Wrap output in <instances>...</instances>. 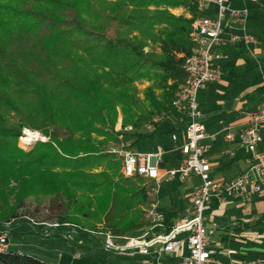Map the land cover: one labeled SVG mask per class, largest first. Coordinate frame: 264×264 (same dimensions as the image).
<instances>
[{
	"label": "trees",
	"instance_id": "trees-1",
	"mask_svg": "<svg viewBox=\"0 0 264 264\" xmlns=\"http://www.w3.org/2000/svg\"><path fill=\"white\" fill-rule=\"evenodd\" d=\"M197 15L192 0H0V227L73 242L138 231L153 181L126 176L110 143L160 137L143 128L174 110L193 49L180 26ZM24 128L49 139L26 151ZM30 198L62 200L56 226L20 213ZM0 264L50 263L7 248Z\"/></svg>",
	"mask_w": 264,
	"mask_h": 264
},
{
	"label": "built area",
	"instance_id": "built-area-1",
	"mask_svg": "<svg viewBox=\"0 0 264 264\" xmlns=\"http://www.w3.org/2000/svg\"><path fill=\"white\" fill-rule=\"evenodd\" d=\"M194 2L199 14L190 27L193 49L182 65L186 74L185 81L172 99L174 110L187 117L183 140L178 143L179 135H173L175 149L184 156L181 164L161 173L165 151L134 150L126 143L110 147V152L122 159V171L126 176L140 175L154 182L148 188L144 215L150 228L140 236L128 239L126 244H117L109 235L105 247L117 253L131 250L145 255L148 264H174L170 263V258L178 257L184 247L188 254L179 264H221L216 256L218 251L210 240L215 227L208 232L205 225V215L210 209L212 198L249 200L264 191V100L258 107L240 113L243 122L238 131H234L232 126L224 129L225 141L237 143L245 149L250 155V165L246 171L223 183L213 179L210 174L208 153L217 134L208 131L199 101L200 92L219 81L222 76L220 63L229 59L224 49L226 45L242 44L247 48L258 45L257 37L249 33L247 28L251 9L247 6L236 7L231 0ZM211 6L216 7V16L207 11ZM226 27L240 29L226 35ZM125 130L131 131L133 127L127 126ZM228 152L234 154L231 149ZM192 176H198L202 184L194 191L185 218L169 231L165 228V219L155 196L163 183L174 179L184 182ZM157 227L165 230L156 231ZM9 244L10 234L4 229L0 231V251H5ZM259 263H264V260ZM234 264L251 262L241 260Z\"/></svg>",
	"mask_w": 264,
	"mask_h": 264
},
{
	"label": "crops",
	"instance_id": "crops-1",
	"mask_svg": "<svg viewBox=\"0 0 264 264\" xmlns=\"http://www.w3.org/2000/svg\"><path fill=\"white\" fill-rule=\"evenodd\" d=\"M231 2L236 7L247 6L251 9L247 25L249 33L256 36L254 33L256 29L264 33V0H231ZM207 11L213 16H216V7L211 6L207 8ZM173 12L177 15H185L188 18L191 17V13L183 7L173 9ZM180 28L184 31L186 30V26H180ZM239 29V27H226L225 34L229 35L232 32L239 31ZM259 45L260 43L250 48L242 44L226 45L224 49L229 54V59L220 63L222 71L220 80L210 85L207 89L202 90L199 94L200 108L204 113L208 131L217 134V138L213 141L212 148L208 153V159L211 163L210 174L213 179L222 183L240 175L246 171L250 165V155H248L245 149L239 147L237 143L225 141L224 129L225 127L232 126L234 131H238L243 122V119L240 118V113L254 109L262 102L260 101L254 104L253 107L252 104H250L253 99L264 97V82H259L263 81L261 79L262 77H260L261 74L258 72L257 67L253 65V62L257 60L258 57L262 61L264 60V47H259ZM243 66H245L246 74L240 77L237 73L236 76H234ZM253 79L256 80V84L252 82ZM174 111L175 113L172 117L156 118L150 124L151 131L155 132L160 137L147 140H150L151 143L158 141L156 146L149 147L147 150L141 148L144 151H165L161 164V173H164L172 167L179 166L184 158L180 151L175 149L173 135H179L178 143L183 140V131L187 124V117L176 110ZM163 123H165V127ZM159 124L162 125L161 130H159V127L157 129L155 127ZM168 132L169 134L165 135V137L161 136ZM124 137L127 136L122 137L121 143L126 142ZM127 143L128 142H126V144ZM229 149L234 151L233 155L228 152ZM165 155L170 156L166 158ZM175 180L179 179L170 181L174 183L171 189L166 193H168L167 195L170 201L173 200L174 202L175 200L176 204H181L180 206L183 209L185 205L183 198L186 193L180 187L185 181ZM170 182L161 185L158 192L159 199L157 200L159 202L160 212L165 219L166 229H168L170 225H177L180 223L179 221L184 219L187 215L186 213L182 218L177 219L178 214H175L173 218L172 216L175 212L165 211L164 208H161L162 201L160 195L162 188ZM180 200H182V202ZM190 206L191 204L187 206V212ZM210 213L212 216H209L208 221L212 228L215 227L212 235H216L217 238V240L212 241V238H210V240L218 251L216 256L221 264H234L241 260L249 261L251 264H264L259 263L264 260V191L260 195L254 196L249 200L229 197L219 199L214 197L211 200L210 209L206 214ZM144 221H147L145 217L143 218V222ZM146 224L150 225L148 221ZM149 228L150 227H148V229ZM165 228L157 227L155 230L163 232ZM31 230L30 228L24 229L22 233ZM145 231L146 230L143 228L142 233ZM19 245V247L13 249L12 247H15L14 243L9 246L8 250L34 255L50 264H63L65 255L60 251L33 244L22 243ZM73 257L75 258V256ZM171 258L174 259L175 257ZM181 261L182 258L174 262V264H179Z\"/></svg>",
	"mask_w": 264,
	"mask_h": 264
},
{
	"label": "rangeland",
	"instance_id": "rangeland-1",
	"mask_svg": "<svg viewBox=\"0 0 264 264\" xmlns=\"http://www.w3.org/2000/svg\"><path fill=\"white\" fill-rule=\"evenodd\" d=\"M192 2L195 4L194 0H192ZM178 8H181V7H178ZM183 8H185V7H183ZM185 9L187 11H189V9H187V8H185ZM198 12H199V10H198ZM191 24L186 26V30H185L189 34V36H190ZM254 33L256 34L258 41L260 43L259 47H264V33L259 29H256L254 31ZM190 38H191V36H190ZM263 61L258 57L257 60H255L253 62V65H255L257 67L258 72L261 74V75L260 74L259 75H260V77H262L261 79L263 80V81H259V82H264V62ZM245 71H246L245 66H243L238 70V72L235 73L234 76H236V74L238 73L240 75V77H242L243 75L246 74ZM252 82L254 84H256L255 79H253ZM147 84L148 83H143V84H140L139 86L141 89H143V88H145V86ZM180 86L178 87V89L180 88ZM177 90H176V92H177ZM263 100H264L263 96L258 97V99H256V98L253 99V101L250 104H252V107H253L254 104H256L260 101H263ZM174 113H175V111L172 110V112L169 116L172 117V115H174ZM163 117H167V116H163ZM127 126H130V125H127ZM127 126H125V128ZM163 126L164 127L166 126L165 123H163ZM155 127H156V129L159 127V130L162 129L161 124L156 125ZM122 128H123L122 115H120L119 121L117 123V130H120ZM146 128L148 130L143 128V130L145 132L151 131V127H146ZM27 130H29L31 132H37L41 135V137L34 138L32 141H25L23 138H27V135H26ZM127 134L128 135H126L127 137H124V140L128 143L130 141L132 142L135 139V136H130L129 133H127ZM48 139L49 138L42 135L39 131L24 128L23 134L19 138V145L21 148H23L24 150L27 151V150H30L31 147L37 141H46ZM157 142L158 141H154L153 143H151L150 140L145 139V140H142L140 142V147L144 150L145 149L147 150L149 147L156 146ZM113 143L114 142H112L110 144L113 145ZM142 149H134V150H142ZM165 156L167 158L170 155H165ZM121 171H122V169H121ZM175 181H179V180H175ZM173 183L174 182L167 183L162 188L161 195H160V199L162 201L161 208H164L165 211L175 212L172 217L174 218L175 214H178L177 219H180V218H182L183 215L188 213L186 211L187 206L189 204H192L193 193L196 190V188L202 184V181L198 176H192L190 180L182 183L183 185L180 188L182 190H184L186 193L185 197L183 198V202L185 204L183 209L180 206L181 204L180 205L176 204L175 200H174V202H173V200L170 201V199L168 198V195H167L168 193H166L168 190L171 189ZM155 199L156 200L159 199L158 194L155 196ZM12 201H13V197H12ZM180 201L182 202V200H180ZM62 203H63L62 200L57 199V198H46L43 200V202L35 200L34 198H30L26 201L25 206H23L20 209V213L26 214L30 219L35 220V221H45L43 223L46 224L47 227L56 226L57 225L56 216L60 212V209L63 210ZM146 207H147V203L140 206L142 219L140 220L139 223H142V224H140V228L134 234L114 236L112 234L113 233L112 231H108L105 235V238L103 237V235H100V236L97 235V238H96V235H92L88 239V242H86L85 240H82V239L79 240V242H73V241L67 239L65 236L41 237V236H38L34 233H28L27 231L24 232L25 234H18V233L23 232L24 229L26 230V229L32 228V225L30 223H22L19 226H17V228L11 229V231H10L11 241H10L9 246H11L15 243V247L14 246L12 247L14 249L16 247H19L20 246L19 244L23 243V244H31V245L33 244L36 246L45 247V248L55 250V251L57 250V251H60L61 253H63L65 255L64 260H63V264H146L148 257L145 255L136 253V252L131 251V250H129V252H118L117 253L115 251H111V250L107 249L105 247L104 243H99V241H98L99 239L102 240L104 238L105 242H106L107 238L110 235L114 239V242H116L117 244H126L128 239H130L132 237L140 236V234L142 233L143 225H145V227H144L145 230H148V227H150V225L146 224L147 221L143 222V217L146 213ZM209 216H212V214L210 213V214L205 215V225L208 229V232L212 228L210 226V222L208 221ZM182 220L183 219H181L179 222H181ZM175 221H176V219H175ZM3 229H4L3 227H0V231H2ZM210 238H212V241L217 240L216 235L210 234ZM9 246H8V248H9ZM187 254H188V251H187L186 247H184L182 249V251L180 252L178 257H175L174 259L173 258L170 259V263H174V262L180 260L181 258L185 257ZM73 256H75V258ZM167 262H169V261L167 260Z\"/></svg>",
	"mask_w": 264,
	"mask_h": 264
},
{
	"label": "bare ground",
	"instance_id": "bare-ground-1",
	"mask_svg": "<svg viewBox=\"0 0 264 264\" xmlns=\"http://www.w3.org/2000/svg\"><path fill=\"white\" fill-rule=\"evenodd\" d=\"M27 138H23L25 141H32L34 138L41 137V135L37 132H31L27 130L26 132Z\"/></svg>",
	"mask_w": 264,
	"mask_h": 264
}]
</instances>
